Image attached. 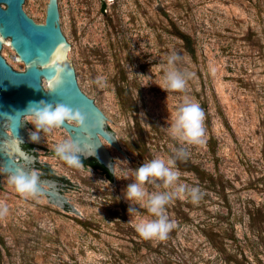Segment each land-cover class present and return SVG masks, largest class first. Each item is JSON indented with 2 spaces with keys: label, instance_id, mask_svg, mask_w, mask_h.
<instances>
[{
  "label": "rangeland",
  "instance_id": "374dc122",
  "mask_svg": "<svg viewBox=\"0 0 264 264\" xmlns=\"http://www.w3.org/2000/svg\"><path fill=\"white\" fill-rule=\"evenodd\" d=\"M47 2L26 0L24 9L45 21ZM105 2L106 15L101 0H59L61 26L80 86L135 161L103 138L121 177L114 184L101 168L70 167L50 153L71 138L64 127L41 132L36 144L49 150L34 147L38 162L80 185L63 192L81 215L46 194L20 195L2 175L8 213L0 217V263L264 264V0H161V10L158 0ZM180 33L191 37L195 53ZM173 53L187 83L167 93L158 84ZM185 101L205 113L199 145H181L167 132ZM29 124L26 142L35 131ZM181 146L188 154L176 158ZM156 157L175 158L179 183L203 195L195 204L174 198L166 206L174 229L164 240H145L133 224L154 217L139 205L131 217L124 190L134 182L132 170Z\"/></svg>",
  "mask_w": 264,
  "mask_h": 264
},
{
  "label": "water",
  "instance_id": "95a60500",
  "mask_svg": "<svg viewBox=\"0 0 264 264\" xmlns=\"http://www.w3.org/2000/svg\"><path fill=\"white\" fill-rule=\"evenodd\" d=\"M25 1L0 0V137L12 136L8 120L11 117L15 135L17 139L23 141V143L17 141V144L23 151L36 158L31 167L43 169V172L39 173L42 184L38 196L46 194L50 202L80 214V211L74 208L63 192L71 191L66 187L73 188V182L67 178V175L55 174L53 171L57 172V170L52 169L51 164L44 162L45 165H42L41 162H38V155L41 153L25 148L26 140L24 138L29 133L26 127L31 124L25 119L23 125L20 126L23 113L17 111H23L30 102L40 100L50 103L57 101L72 108H79L89 117L86 122V130L91 135L85 136V129H65L70 133L71 138L77 140L84 151L90 155L86 159L93 157L110 171V166H114L116 161H114L111 150L103 138L126 156L127 154L119 143L115 135L116 132L107 124V119L110 118L79 84L75 64L69 57L72 44L61 26L59 0L47 2L45 21H37L30 15L24 9ZM158 1L159 4L155 5V8L161 10V0ZM101 2V10L106 15V2L105 0H101ZM110 4L116 6L114 1ZM57 81L60 83L52 93H49ZM34 144L49 150L47 147ZM51 151L50 153L55 155L54 150ZM42 154L46 155V153ZM130 158L135 161L134 158L128 157L129 160ZM0 163H6L9 168H16L21 165V160L0 152ZM25 167L27 169L29 166L25 165ZM82 167L89 169L84 162ZM94 168L96 169V167ZM99 172L104 174L102 171ZM1 176L0 188L4 189L1 185ZM110 180L116 184L115 175L114 179ZM74 186L80 187L79 184Z\"/></svg>",
  "mask_w": 264,
  "mask_h": 264
},
{
  "label": "clouds",
  "instance_id": "9594fccd",
  "mask_svg": "<svg viewBox=\"0 0 264 264\" xmlns=\"http://www.w3.org/2000/svg\"><path fill=\"white\" fill-rule=\"evenodd\" d=\"M180 59L179 55L173 53L169 56L168 67L164 70L163 82L158 84L163 90L168 92H181L185 90L187 83V74L181 72L175 67L176 61ZM102 77H97V83H101ZM60 81L53 85L52 93ZM38 90V89H37ZM20 120V126L26 119L34 125L35 131L30 132V140L33 143H39L41 132L45 135L51 133L53 129L71 128L73 130L85 129V136H90L86 130V122L89 119L87 114L79 108H72L64 103L45 100L30 102L23 111ZM205 113L199 103L185 101L180 105L172 116V123L167 127L168 134L181 145H199L203 143L205 134L204 129ZM12 136L7 138L0 137V152L12 157H18L21 165L16 168H9L6 163H0V175H4L8 185L14 187L15 191L22 196L36 197L41 192V177L39 171L31 167L36 158L23 151L17 141L15 131L12 127V118L9 117ZM85 148V147H84ZM54 153L70 167L80 168L83 166V160L90 155L84 151L80 143L69 138L58 143L54 148ZM186 149L181 146L175 152L176 158L187 156ZM25 165L29 167L26 169ZM110 171L116 175L115 166H110ZM133 183L129 184L124 190V198L129 202V215L135 217L140 211L135 207L146 209L153 219H141L133 224L135 231L145 240L159 239L164 240L174 229L175 222L170 220L166 214V206L174 199H184L189 197L192 203H198L203 193L199 187H189L186 184L179 183L181 173L175 168V158H169L167 161L156 157L144 163L137 169L132 170ZM117 178H121L118 177ZM128 178V177H123ZM152 184L155 188H163L165 191H154L148 193L145 185ZM168 189H171L170 191ZM8 213V207L0 202V217ZM131 222V220L129 221Z\"/></svg>",
  "mask_w": 264,
  "mask_h": 264
},
{
  "label": "trees",
  "instance_id": "16d2710c",
  "mask_svg": "<svg viewBox=\"0 0 264 264\" xmlns=\"http://www.w3.org/2000/svg\"><path fill=\"white\" fill-rule=\"evenodd\" d=\"M181 34V37L185 40V43H186V46L188 47V49L192 52V53H195V49L192 45V40H191V37L186 34V33H180ZM25 148L31 150V149H34V147L36 146L34 143L32 142H26L24 144ZM81 159L83 160L84 163L86 164H89V165H92L96 168H101L104 170V172L106 173V175L110 178V179H114V175L109 171V169L107 167H105L104 165H102L101 163H99L97 161V159L95 158H89V159H84L83 157H81ZM2 255V247L0 245V257ZM1 262V261H0ZM1 264V263H0Z\"/></svg>",
  "mask_w": 264,
  "mask_h": 264
},
{
  "label": "flooded vegetation",
  "instance_id": "af4514ba",
  "mask_svg": "<svg viewBox=\"0 0 264 264\" xmlns=\"http://www.w3.org/2000/svg\"><path fill=\"white\" fill-rule=\"evenodd\" d=\"M24 63V61H22ZM25 64V63H24ZM26 66V65H25Z\"/></svg>",
  "mask_w": 264,
  "mask_h": 264
}]
</instances>
